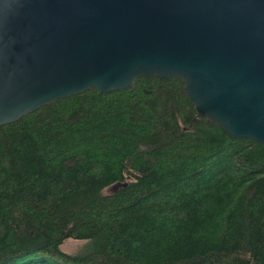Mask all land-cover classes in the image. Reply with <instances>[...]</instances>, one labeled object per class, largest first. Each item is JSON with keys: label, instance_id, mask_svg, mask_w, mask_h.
<instances>
[{"label": "trees", "instance_id": "trees-1", "mask_svg": "<svg viewBox=\"0 0 264 264\" xmlns=\"http://www.w3.org/2000/svg\"><path fill=\"white\" fill-rule=\"evenodd\" d=\"M0 264H264V146L177 77L47 104L0 126Z\"/></svg>", "mask_w": 264, "mask_h": 264}, {"label": "water", "instance_id": "water-1", "mask_svg": "<svg viewBox=\"0 0 264 264\" xmlns=\"http://www.w3.org/2000/svg\"><path fill=\"white\" fill-rule=\"evenodd\" d=\"M140 77L264 146V0H0V126Z\"/></svg>", "mask_w": 264, "mask_h": 264}, {"label": "rangeland", "instance_id": "rangeland-1", "mask_svg": "<svg viewBox=\"0 0 264 264\" xmlns=\"http://www.w3.org/2000/svg\"><path fill=\"white\" fill-rule=\"evenodd\" d=\"M86 246V241L69 239L64 242L62 248L67 252H78Z\"/></svg>", "mask_w": 264, "mask_h": 264}]
</instances>
